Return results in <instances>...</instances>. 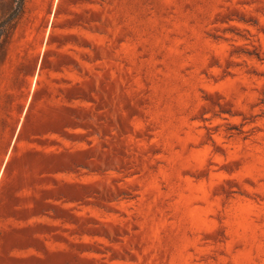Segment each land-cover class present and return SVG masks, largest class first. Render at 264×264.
I'll use <instances>...</instances> for the list:
<instances>
[{
  "label": "rangeland",
  "instance_id": "rangeland-1",
  "mask_svg": "<svg viewBox=\"0 0 264 264\" xmlns=\"http://www.w3.org/2000/svg\"><path fill=\"white\" fill-rule=\"evenodd\" d=\"M0 264H264V0H0Z\"/></svg>",
  "mask_w": 264,
  "mask_h": 264
}]
</instances>
